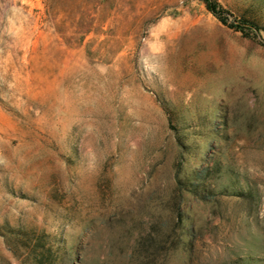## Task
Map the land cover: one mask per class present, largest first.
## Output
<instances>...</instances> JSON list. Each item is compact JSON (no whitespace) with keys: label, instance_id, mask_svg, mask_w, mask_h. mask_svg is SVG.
Instances as JSON below:
<instances>
[{"label":"rangeland","instance_id":"374dc122","mask_svg":"<svg viewBox=\"0 0 264 264\" xmlns=\"http://www.w3.org/2000/svg\"><path fill=\"white\" fill-rule=\"evenodd\" d=\"M216 1L0 0V264H264V0Z\"/></svg>","mask_w":264,"mask_h":264},{"label":"trees","instance_id":"16d2710c","mask_svg":"<svg viewBox=\"0 0 264 264\" xmlns=\"http://www.w3.org/2000/svg\"><path fill=\"white\" fill-rule=\"evenodd\" d=\"M200 1L203 2L206 10L209 13H211L219 22L225 24V20H226L225 15L227 14V11H225L216 0H200ZM239 24L245 26L244 29H247L250 32H254L257 34L260 32H264V28L256 25L253 22L246 21L244 19H242ZM238 28L241 29L242 27L239 26Z\"/></svg>","mask_w":264,"mask_h":264}]
</instances>
